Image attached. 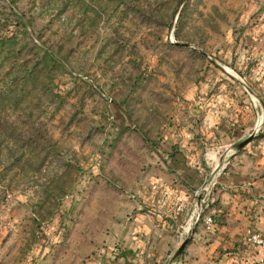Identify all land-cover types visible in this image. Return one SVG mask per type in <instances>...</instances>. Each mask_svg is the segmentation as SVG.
<instances>
[{
    "label": "rangeland",
    "instance_id": "rangeland-1",
    "mask_svg": "<svg viewBox=\"0 0 264 264\" xmlns=\"http://www.w3.org/2000/svg\"><path fill=\"white\" fill-rule=\"evenodd\" d=\"M0 40V264H87L145 220L211 238L264 187V0H0ZM249 230L203 264H264Z\"/></svg>",
    "mask_w": 264,
    "mask_h": 264
},
{
    "label": "crops",
    "instance_id": "crops-1",
    "mask_svg": "<svg viewBox=\"0 0 264 264\" xmlns=\"http://www.w3.org/2000/svg\"><path fill=\"white\" fill-rule=\"evenodd\" d=\"M243 182L235 187V190L240 192L230 193L229 200L224 204L228 210L225 217L226 223L217 225L214 230L208 229L213 236L211 235V238L201 237L200 240L194 237L198 232V225L192 226L190 234L186 233L187 237H190L191 234L192 237L176 257L166 258L165 256L173 253L178 243L182 241V232L175 233V239L173 235L169 236L164 233H160L159 238H154L150 235L151 227L145 220V223L139 222L135 226L122 225L123 227L113 238L114 242L110 246V251L105 252L104 255L91 256L87 264H153L154 262L159 264L163 261L165 264H203L209 258L211 259L215 249L232 248L238 240H242L243 228L246 224L264 233V208L261 206L259 209L257 203L258 197L262 196L263 198L264 196V187L258 179L250 177ZM228 202L230 203L228 204ZM142 213L138 211L139 215ZM215 231L217 232L214 233ZM178 235L179 239H176ZM134 254L135 256H133Z\"/></svg>",
    "mask_w": 264,
    "mask_h": 264
},
{
    "label": "trees",
    "instance_id": "trees-1",
    "mask_svg": "<svg viewBox=\"0 0 264 264\" xmlns=\"http://www.w3.org/2000/svg\"><path fill=\"white\" fill-rule=\"evenodd\" d=\"M174 43H176V42H174ZM4 45H6V42L4 40H0V52L3 50ZM45 55H43V56H45ZM48 56L53 58V56L50 54ZM38 60H41V59H38ZM36 71H37V69H36L34 64L33 65H27V66L22 67L21 73L19 75H13L14 77L11 80L10 85L7 86V93L9 92L10 96H13V98L9 97V100L12 102V105L14 107L18 104V100H19V96H20V94H19V96L16 97L15 93L19 91V92H24V94H25V92H27L28 87H25V83H28V82L32 83L31 79H33L35 77ZM21 94H23V93H21ZM5 97L7 98L8 95H6ZM124 108H125L124 111H126V113L129 114L125 105H124ZM128 127L129 126L126 124L121 125L119 128V132H123V131L127 130ZM173 151L167 152V154H171ZM225 215H226V211L219 213L218 217H214L215 215H213V217H211V220H212L214 227H216L217 225H222V224L226 223V221H224ZM189 240H190V238H188L186 240L185 244H187L189 242ZM185 244H184L183 248L185 247ZM183 248L180 250V252L178 254H180L183 251ZM230 249L231 248L225 247L222 250L223 251H229Z\"/></svg>",
    "mask_w": 264,
    "mask_h": 264
},
{
    "label": "built area",
    "instance_id": "built-area-1",
    "mask_svg": "<svg viewBox=\"0 0 264 264\" xmlns=\"http://www.w3.org/2000/svg\"><path fill=\"white\" fill-rule=\"evenodd\" d=\"M178 207V206H177ZM206 228H214L211 217L206 218ZM246 239L256 246L264 247V237L256 231H247Z\"/></svg>",
    "mask_w": 264,
    "mask_h": 264
},
{
    "label": "water",
    "instance_id": "water-1",
    "mask_svg": "<svg viewBox=\"0 0 264 264\" xmlns=\"http://www.w3.org/2000/svg\"><path fill=\"white\" fill-rule=\"evenodd\" d=\"M249 137H246L244 139H242L241 141L236 143L237 147H241L246 141H248ZM187 240V237H185L180 244L178 245V247L173 251L171 258H174L176 255H178V253L180 252V250L183 248L185 242Z\"/></svg>",
    "mask_w": 264,
    "mask_h": 264
}]
</instances>
